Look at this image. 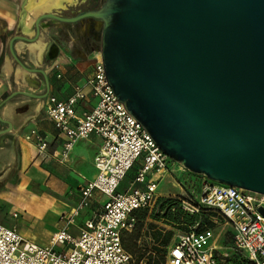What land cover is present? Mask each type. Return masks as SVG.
<instances>
[{"label":"water","instance_id":"95a60500","mask_svg":"<svg viewBox=\"0 0 264 264\" xmlns=\"http://www.w3.org/2000/svg\"><path fill=\"white\" fill-rule=\"evenodd\" d=\"M44 17L96 20L108 85L170 160L264 194V0H101L32 39Z\"/></svg>","mask_w":264,"mask_h":264},{"label":"crops","instance_id":"0c3cea01","mask_svg":"<svg viewBox=\"0 0 264 264\" xmlns=\"http://www.w3.org/2000/svg\"><path fill=\"white\" fill-rule=\"evenodd\" d=\"M97 1L0 0V223L14 227L23 238L42 246L49 245L53 233L61 229L78 235L84 222L102 209L107 196L93 190L79 213L67 222L66 216L82 197L81 187L96 176L94 156L101 138L91 134L78 139L68 158L61 160L65 135L45 112L48 96L65 99L75 85H81L85 92L80 103L82 109L91 108L95 102L87 80L98 48L90 50L86 35L81 32L88 20L67 23L44 17L39 21L37 37L32 39L36 34L34 23L43 13L72 16L86 3ZM14 36L17 39L12 46L17 57L26 67L43 70L47 84L42 73L27 70L14 59L9 50ZM31 129L44 137L47 143L44 150L25 139L24 135ZM167 166L165 173L146 177L156 182L155 199L179 194L181 189L196 186L200 179L177 163L168 162ZM128 171L118 191L143 186L133 182L135 174L126 179ZM213 212L215 218L218 214ZM212 220L214 224L216 219ZM216 240L214 235V243ZM55 248L67 251L69 246Z\"/></svg>","mask_w":264,"mask_h":264},{"label":"built area","instance_id":"2783aa9c","mask_svg":"<svg viewBox=\"0 0 264 264\" xmlns=\"http://www.w3.org/2000/svg\"><path fill=\"white\" fill-rule=\"evenodd\" d=\"M93 57V71L87 80L95 98L93 106L87 110L80 107L85 92L81 85H75L65 99L48 96L45 112L65 135L61 160L68 158L78 139L91 134L101 138L94 156L96 176L81 187L82 197L66 216L67 222L79 213L93 190L105 194L107 200L92 219L84 222L78 235L61 229L53 233L46 246L25 239L14 227L0 223V264H129L131 256L122 246L121 232L134 227L135 210L154 203L156 182L146 177L165 173L168 162L173 161L115 97L105 79L99 51ZM24 137L40 150L47 146L35 129ZM137 159L140 162L133 182L143 186L118 191L120 181ZM199 176L196 186L188 189L181 200L182 208L189 213H199L202 207L217 212L231 227L232 249L251 264H264V215L256 209L259 205L264 209V194ZM200 226L201 221H196L189 231L180 233L168 245L166 264H216L214 230L198 229ZM56 245H68L69 249L57 250Z\"/></svg>","mask_w":264,"mask_h":264},{"label":"trees","instance_id":"16d2710c","mask_svg":"<svg viewBox=\"0 0 264 264\" xmlns=\"http://www.w3.org/2000/svg\"><path fill=\"white\" fill-rule=\"evenodd\" d=\"M133 214L134 227L121 232L122 246L131 256L129 264H166L167 247L174 241L175 230L187 232L198 220V229L212 228L210 216L215 215L203 207L199 213H189L182 208L181 199L174 196L158 197L151 207L139 208ZM147 237L148 242L144 241ZM233 263L251 264L246 258H235Z\"/></svg>","mask_w":264,"mask_h":264},{"label":"rangeland","instance_id":"374dc122","mask_svg":"<svg viewBox=\"0 0 264 264\" xmlns=\"http://www.w3.org/2000/svg\"><path fill=\"white\" fill-rule=\"evenodd\" d=\"M84 25V26H83ZM81 27V32L85 36L88 33V26L87 24H83ZM98 24L96 25V29L98 28ZM139 159L134 163L133 167L128 171L126 175V179H129L135 174V171L137 169V165H139ZM176 164V162H173ZM172 183V187H173ZM171 188V187H170ZM174 188V187H173ZM179 192V191H178ZM188 194V189H181L179 194L174 195V197H179L181 200L186 197ZM215 216V215H214ZM211 221L212 219H216L214 222V235L215 238L217 239L215 241L216 244H218L216 251H215V256H216V264H234L233 259H239V258H245L242 254L236 253L232 249V244H231V227L227 223L225 219L222 217H219L218 215L214 218L213 216H210ZM182 233L180 230H175L174 235H173V240L176 239L177 235ZM146 242L150 241L149 238H145Z\"/></svg>","mask_w":264,"mask_h":264},{"label":"flooded vegetation","instance_id":"af4514ba","mask_svg":"<svg viewBox=\"0 0 264 264\" xmlns=\"http://www.w3.org/2000/svg\"><path fill=\"white\" fill-rule=\"evenodd\" d=\"M100 3H101V0H99V1H97L95 3H93V4L86 3L85 7H83V9H81L80 11L96 8V7H98L100 5ZM83 19L88 20L86 22V24L88 26V33L86 35V38H87L86 41H87L88 48L90 50L94 49V48H99V45H100L99 31L96 29V25L98 23H96V20L91 18V17H87V18H83Z\"/></svg>","mask_w":264,"mask_h":264},{"label":"bare ground","instance_id":"6f19581e","mask_svg":"<svg viewBox=\"0 0 264 264\" xmlns=\"http://www.w3.org/2000/svg\"><path fill=\"white\" fill-rule=\"evenodd\" d=\"M98 26H99V25H98ZM20 193H21V192H20ZM24 199H25V198H24ZM27 201H28V200H27ZM31 201H32V200H31ZM31 201H30V202H31Z\"/></svg>","mask_w":264,"mask_h":264}]
</instances>
